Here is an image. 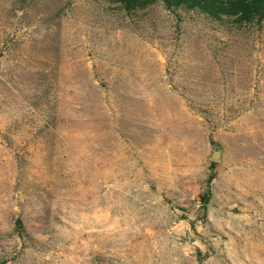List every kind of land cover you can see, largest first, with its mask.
Here are the masks:
<instances>
[{
  "label": "rangeland",
  "instance_id": "rangeland-1",
  "mask_svg": "<svg viewBox=\"0 0 264 264\" xmlns=\"http://www.w3.org/2000/svg\"><path fill=\"white\" fill-rule=\"evenodd\" d=\"M0 264H264V24L0 0Z\"/></svg>",
  "mask_w": 264,
  "mask_h": 264
},
{
  "label": "trees",
  "instance_id": "trees-1",
  "mask_svg": "<svg viewBox=\"0 0 264 264\" xmlns=\"http://www.w3.org/2000/svg\"><path fill=\"white\" fill-rule=\"evenodd\" d=\"M127 13L162 2L167 10L197 13L209 21L237 26L264 24V0H119ZM211 181V178H210ZM209 197V196H207ZM208 199H205L207 202ZM19 226L21 222H18Z\"/></svg>",
  "mask_w": 264,
  "mask_h": 264
}]
</instances>
